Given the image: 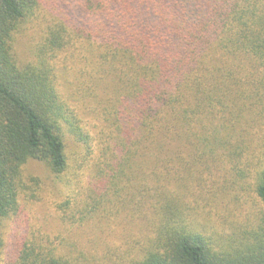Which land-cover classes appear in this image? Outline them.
I'll return each instance as SVG.
<instances>
[{
    "label": "trees",
    "instance_id": "1",
    "mask_svg": "<svg viewBox=\"0 0 264 264\" xmlns=\"http://www.w3.org/2000/svg\"><path fill=\"white\" fill-rule=\"evenodd\" d=\"M53 1L0 0V264H264V0ZM30 160L86 246L16 232Z\"/></svg>",
    "mask_w": 264,
    "mask_h": 264
},
{
    "label": "rangeland",
    "instance_id": "2",
    "mask_svg": "<svg viewBox=\"0 0 264 264\" xmlns=\"http://www.w3.org/2000/svg\"><path fill=\"white\" fill-rule=\"evenodd\" d=\"M53 3L57 4L52 6V9L57 13H61L63 10L72 15V10L75 8V0H54ZM30 36L31 30L28 28H21L18 31L15 38V52L19 57L24 56ZM23 176L27 184L22 199L25 217L24 215L21 216L16 232L22 233L24 229L29 230L28 228H30V233L33 232L35 235L51 241L54 246L60 247L63 240L68 243L74 242L79 247L83 246L85 244L83 239L86 231L90 230V225L86 224L83 228H76L62 219L61 210L65 198L60 191L61 185L54 182L46 165L39 161L30 160L23 166ZM252 205H255V202ZM256 205H258L257 202ZM11 225L9 220L0 221V235L3 238L7 236Z\"/></svg>",
    "mask_w": 264,
    "mask_h": 264
}]
</instances>
